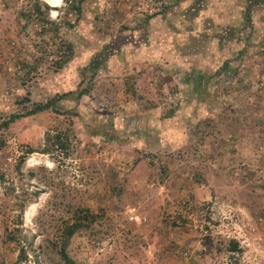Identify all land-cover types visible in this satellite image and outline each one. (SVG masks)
Here are the masks:
<instances>
[{
  "label": "rangeland",
  "instance_id": "374dc122",
  "mask_svg": "<svg viewBox=\"0 0 264 264\" xmlns=\"http://www.w3.org/2000/svg\"><path fill=\"white\" fill-rule=\"evenodd\" d=\"M39 1L0 0V123L54 103L0 126V264L89 214L74 264H264V2Z\"/></svg>",
  "mask_w": 264,
  "mask_h": 264
},
{
  "label": "trees",
  "instance_id": "16d2710c",
  "mask_svg": "<svg viewBox=\"0 0 264 264\" xmlns=\"http://www.w3.org/2000/svg\"><path fill=\"white\" fill-rule=\"evenodd\" d=\"M257 1L258 2H264V0H257ZM39 4H42L44 10L50 9V7L46 3L39 1V0H35V4L32 7V11L34 13L40 14L41 11L39 9ZM72 6L74 7L76 5L72 4ZM75 8H76V10H78V7H75ZM248 9H249V7L246 6V11H245L244 16L247 19L250 18V12ZM54 27L56 28V26H54ZM65 50L66 51H63L65 53H61V55L59 56V59H57V61H55V67L56 68H60L64 63H66L70 59L71 54H72V49H71L70 43H66ZM243 50H244V46L240 49V51L242 52ZM227 67H228L227 61H224L221 64V66L217 70H215V74H219L220 72L226 71ZM194 78L197 79L196 81L198 82L199 76H195ZM207 78H209V77H207ZM53 106H54V103L52 101H48L45 103L33 102V103H31L30 109L23 111L21 113H14V114L9 115L6 120H4L2 123H0V126L6 127L9 123L13 122L14 120H16L18 118H21V117H24L26 115L42 111L44 109H47V108L53 107ZM41 150L44 151L45 149L41 148ZM31 151H32L31 148H29V149H27V151H25V154H27ZM92 220H94V217L91 214L86 215V216H80V217L78 216L75 219H73L71 222H68L67 224H65L64 227H62L59 238L57 240H55V242H54L55 243L54 249L56 251V254H58L59 261L61 262V264H74L73 261L68 257L67 253L65 252V247L67 245V241L73 233H75L76 231H78L82 227H85ZM236 246H237V243L234 240H229L227 242V250L228 251H236L237 250Z\"/></svg>",
  "mask_w": 264,
  "mask_h": 264
}]
</instances>
